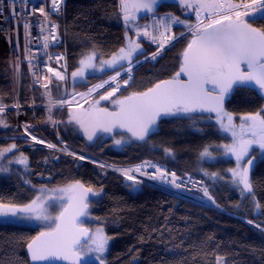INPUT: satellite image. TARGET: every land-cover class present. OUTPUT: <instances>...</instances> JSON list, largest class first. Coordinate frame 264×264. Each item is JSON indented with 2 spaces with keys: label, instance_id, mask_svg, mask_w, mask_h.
I'll use <instances>...</instances> for the list:
<instances>
[{
  "label": "trees",
  "instance_id": "16d2710c",
  "mask_svg": "<svg viewBox=\"0 0 264 264\" xmlns=\"http://www.w3.org/2000/svg\"><path fill=\"white\" fill-rule=\"evenodd\" d=\"M183 12L184 8L178 4L163 1L150 16L170 13L181 20ZM57 20L60 43L56 48L64 53L68 80L53 81L51 90L55 98L76 92L109 74L113 69L85 74L81 79L72 77L81 67V59L96 52L94 62L100 66L101 61L112 59L114 53L124 48L125 33H133L124 20L120 0H65ZM247 21L264 29V13ZM186 27V24H177L173 36L177 37ZM143 39L140 43L145 53L152 51L153 47L143 44ZM184 45L181 37L156 61L138 65L131 74L132 79L127 78L128 83L119 89L116 97L143 91L173 76ZM21 87L18 99L23 105L31 100L46 101L42 89H30L26 73ZM0 102L8 107L3 117L5 126L0 128V149L14 144L16 151L12 154L27 158L24 174L16 168L11 172L0 171L3 203L24 205L35 197L53 194L57 203L64 206L72 193L59 190L79 181L93 191L103 189L100 196L90 199L88 215L94 219L93 224L100 226L103 234L111 238L102 254L105 264H217V256L224 257L225 264H264V214H258L255 209V202H259L264 212V155L256 159L250 174L254 197L242 196L241 187L232 183L229 171L234 168V161L224 156V145L230 146L232 139L221 130L212 113H191L161 120L159 130L145 141L116 134L98 138L91 144L83 139L74 122L69 121L68 109L57 110L61 138L76 152L92 154L102 163L97 165L39 147L34 141L23 138L11 108L14 98L8 80L0 82ZM98 105L113 106L108 99ZM263 105L264 100L254 89L235 88L225 112L236 117L249 115L260 112ZM42 109L26 111L25 125L33 136L52 141V130ZM116 140L125 143L116 146ZM205 148L211 152V157L201 156ZM166 149L172 150L171 155L166 154ZM142 159L159 161L177 171L201 177L217 207L145 182L135 189L130 188L128 185L132 182L126 176L107 167L133 164ZM212 173H217V178L214 179ZM93 224L86 221L88 227ZM38 232V226L0 223V264L10 261L11 264H28L24 247ZM92 264L97 261L92 259Z\"/></svg>",
  "mask_w": 264,
  "mask_h": 264
},
{
  "label": "snow or ice",
  "instance_id": "6c2138e0",
  "mask_svg": "<svg viewBox=\"0 0 264 264\" xmlns=\"http://www.w3.org/2000/svg\"><path fill=\"white\" fill-rule=\"evenodd\" d=\"M65 0H51L52 7L50 11L57 14L61 10V5ZM159 0H142L141 3L132 5L136 8H143L147 11H153ZM182 6H191L187 3V0H178ZM252 5L259 4V9H254L253 13H240L236 12V19L233 20L231 15L223 16L221 19L212 20L209 24L203 28L197 27V35L194 40L189 42L186 50L183 53V64L181 65V71L176 73V77H179L181 73H186L188 80L186 82H180L178 79L160 81L150 88L147 92L133 93L132 96L125 97L124 100L119 101L120 111L115 113H107L110 118V124L104 127V131L110 132L112 127L126 128L131 133L132 138L136 141H145L149 134L159 130V121L166 118H180L183 115H188L198 110L203 111H216L218 114L222 111L223 102L229 94H231L237 87H254L264 92V29L254 28L250 23L241 19L242 16H248L249 19H255L261 13H264V0H251ZM121 11L124 13V20L127 23L129 21L128 10L130 7L129 0H120ZM223 5H217L216 0H199L200 8L209 7H222ZM239 7V5L228 4L229 10ZM247 7V6H246ZM197 18L199 19V11H197ZM184 24V21L179 20L177 17H170L168 23L171 24ZM52 34L44 37V47L49 45L47 41L51 39L56 41L58 37L55 32L58 29V25L53 23L51 25ZM43 31V29H42ZM139 35V33H138ZM147 30L144 32V36H148ZM163 35V33H161ZM183 36V33L180 34ZM175 36L166 37L164 43H160L156 52L151 54L150 59L156 60L161 54V50L164 49L165 44L170 41L176 40ZM153 43L157 42L156 36H152ZM144 50L139 43L129 42L127 49L120 48L118 54L114 53L112 59L100 62V70L115 69L119 66L123 69V63H128V68L124 69L126 73L133 71V60L139 55H143ZM97 56L96 52H92L86 59H81V67L77 71L72 73V77L84 76L85 68H95L92 63L93 59ZM57 62L62 59V56H58ZM149 59V57H145ZM136 64H140L139 59H135ZM241 64L246 65L248 72L241 71ZM49 71H53L49 69ZM121 75L120 71H116V75L110 77V80L115 81L117 77ZM55 77L58 80H64L65 77L61 72L56 71ZM132 76H128V80H131ZM128 80L124 83L127 84ZM108 81H104L107 84ZM104 84L97 85L96 87L102 88ZM211 84L213 91H218V95L212 96L205 85ZM45 89L48 85H43ZM219 86V87H217ZM119 85H117V88ZM93 91L90 89L89 92ZM116 89H113L115 92ZM113 92H109L106 96H102V100H107L113 95ZM65 101H57L56 104L62 106ZM3 108H0V112ZM51 111V107L49 108ZM106 112V110H104ZM264 111V109H262ZM190 118V117H189ZM231 121V116H228ZM51 119V118H50ZM72 119L77 120L78 123L82 121L78 117ZM250 121L248 130L251 131L253 137L259 135V139L244 140L240 139L239 144L236 146L224 145L226 149L225 154L232 153L236 156L237 164L248 154V149L252 144H259L261 149H264V117H261L260 113L249 114L245 117ZM2 123V121H0ZM227 128L228 126L222 125ZM259 129V132L256 129ZM245 131V126L241 125V137ZM95 133L88 135V139L91 140ZM233 137L237 136V133L233 131ZM32 140H36L33 136ZM39 143H44L39 141ZM116 146H120L125 143L123 140H116ZM16 145H12L9 148L0 150V156H3L5 152H10ZM49 148H55V145L49 144ZM167 155H171L172 150H165ZM211 152L208 148H205L201 153L202 157H211ZM80 159H84L83 156ZM19 163L27 165V158L21 155L18 160ZM249 164L252 161L248 162ZM143 168H152L154 171L149 174L142 172ZM121 171L132 183L128 186L135 189L143 181L138 180L134 175H129L130 172L141 173L142 176H147L148 179L157 181L160 183H167L169 186L175 189H181V184L177 183L176 174L168 173L162 167H158L152 164L150 161H145L141 165H137L130 169H116ZM232 172V183L235 185H242L240 194L242 196L251 195L254 197L253 184L249 179V170L244 168L241 171L235 169L229 170ZM208 175L207 173H205ZM171 175L172 179H168ZM211 176L217 178V173H212ZM55 191V190H54ZM59 191L72 193L69 198V207L75 209L74 215H69V208L63 209L59 217L55 218L59 221L56 224V228L49 232H42L39 236L33 238L32 242L27 244V249L30 253V259L33 262L47 261L50 259H64L67 260L70 256L74 259L75 264H80L79 254L74 250L80 245L79 236H89V231L86 228H78L76 226V220L80 216L87 215L88 204L84 203L83 199L77 195V192L90 194L92 196H100L103 192L101 188L99 191H93L91 188L84 189V186L77 181L75 185L66 189H60ZM204 196L209 200L212 198L209 196L207 188L204 189ZM3 198H0V218H16V219H41L45 221H53V217L44 215L46 211L43 204H38L39 197L32 200L29 204L22 206L15 204H6L2 202ZM214 203V201H212ZM255 209L258 214H264L261 212V205L259 202H255ZM35 214V216L33 215ZM249 224L251 220L247 221ZM258 228L259 225H256ZM92 241V247L88 248L89 252H95L97 264H105V260L102 258V254L106 252L107 245L110 237L103 234V229H97L95 236H89ZM11 264V261L9 262ZM217 264H225V258L217 256Z\"/></svg>",
  "mask_w": 264,
  "mask_h": 264
},
{
  "label": "rangeland",
  "instance_id": "374dc122",
  "mask_svg": "<svg viewBox=\"0 0 264 264\" xmlns=\"http://www.w3.org/2000/svg\"><path fill=\"white\" fill-rule=\"evenodd\" d=\"M233 1H235L237 3L238 2H251V0H233ZM198 7H199V2H196V3L194 2L191 4V6L189 8L184 9L185 11L182 14L183 16L181 18V21H184L185 22L184 24H186L187 27H186V29L181 31L176 36H180V34L183 33L182 37L184 39L185 45L188 43L190 38H192L195 34H197V31H196L197 30V28H196L197 20H196L195 10L198 9ZM259 7H260L259 4L250 5V6L248 5V7L246 9H244L243 11H241L240 13H246V12L247 13H253L254 9H259ZM13 17L14 16H13L12 11H11V14L9 13V11H5L4 15L0 14V25H1L0 26V71H1L0 72V82L3 80L10 81L11 91L13 92V98H14V103L11 105V108H13V110L15 111L17 129H19L21 131L23 138H25L26 140H32L33 134H31L28 131V129L26 128L27 126L25 125L24 114L26 115V111L32 110V112H34V109H37L36 106H34V105L37 103H40V102L31 100L26 105H23L21 103V100L18 99V97L20 95V91H22L20 89L22 88L21 86H22V81L24 79L25 73L29 76V79H30V86H31L30 89L34 90L35 86L33 84V79H32L33 77L31 76L30 69L28 68L27 60L25 59L26 46H25L24 41L22 39V36L20 34V29L16 26V23L13 21ZM170 17H174V16L170 13H163V14H155L154 16H150L149 18L143 19V20H141L137 23H133V24L131 23V21L127 22V27L129 28V30H132L133 33L132 34L127 33V32L125 33L126 42H125L124 48L127 49L129 46V42L131 41V42L139 43L141 48L144 50L143 55H139L138 57H135V59H139V61L141 62L140 64H136L135 59L133 60V65H132L133 70L138 65H141V64L147 62L145 59L143 60V58H145L146 55L152 54L158 49V45H159V42H158L159 38L158 37L159 36L156 32L158 24L155 20L158 19L159 22L161 23V26L163 27L162 30L165 33L166 37L173 36L174 27L177 24L175 22H172L171 24H169L164 19V18H167L169 20ZM231 17H232V19L236 18L235 14L231 15ZM248 18H249L248 16H242L241 17L242 20H247ZM166 23H167V29L165 28ZM7 28H11V34L6 33L5 29H7ZM145 30H147V32L149 34L148 36H144ZM138 33H139V35H138ZM152 36H156V38H157L156 43L152 42V40H151ZM6 37H8L10 39L9 45L5 41ZM142 38H144L142 41L143 44L145 43L146 46L150 45L151 47H153L152 51L145 53V49L140 43V40H142ZM185 45H184V47H185ZM8 58H11V61H9ZM94 60L95 59H93L92 63L95 65ZM122 63H123V69H121L119 66H117L114 70H112L105 77H103L101 79H97L96 81H93L90 85L87 86V87L92 86L90 89H93V91L89 92L90 89H88V91L86 93H88V94L94 93V94L91 96V103H90L91 105H88L87 107H85V110L89 106H94V107L100 106V105H98V103L103 101L101 99V97L106 96L109 92H113V89H116V91L113 92V95L108 98L110 103L114 106L116 104L117 100L120 99V98L116 97L117 92L119 91V89H121L125 85L124 81L127 80L128 76L133 74L132 73L133 71L130 74L126 73L124 71V69H127L129 65L127 62H122ZM102 71H104V70H100V66L95 65V68H85L84 69V76H85V74L89 75V74H92L95 72H97V74H100ZM116 71H120L121 75L119 77H117V79L115 81L109 82L108 78L115 76ZM81 78L82 77H80V79ZM19 80H20L21 86H20V89L18 90L17 85L19 83ZM67 80H68V78L65 76V79L61 80V81L65 82ZM104 81H108V83L104 84ZM100 84H104V86L102 88L96 87L97 85H100ZM117 85H119L118 88H117ZM87 87L80 88L78 91L85 90V89H87ZM16 90H18V91H16ZM42 93H43V95L46 96V92H44L42 90ZM74 98H75L74 101H76V100H79L80 97L76 95ZM41 104H44V102L42 103V101H41L40 105ZM23 106L26 109H24ZM0 108H3V111L0 112V121H2V123H0V128H2L5 126L3 117L8 110V107H6L4 104H2L0 102ZM42 108L41 109L45 111L44 113L46 115V120L49 124L50 130H52L51 132H52L53 140L51 141V140H47V139L46 140L45 139H39L36 137V140H32V141H34V143L37 146L44 147V148L49 149V150H55V151H58L61 153H65L67 155H71V156H73V158H77L78 160H81V161H85V162H89V163L97 164V165H102V163H100V161L96 160L92 154H81L79 152H76V150H74L73 147L69 143H67L65 140H63L61 138V136L59 134V130H58V122L60 119L57 118V112H58L57 110H59V109H56V110L52 109V111H49V108L46 106L42 107ZM262 109H264V105H263ZM262 109L259 113H260L261 117H264V111H262ZM68 114H69V116H68L69 121H73V122L76 121L75 119H72L74 116H72V113L70 110H68ZM254 114H256V113H254ZM229 115L231 116V121H229V118H228ZM247 116L248 115H240V116L236 117L234 115H231V114L225 112V108L219 114L214 115V119L217 122L218 126L221 128V130L224 131L225 133H227L231 137L232 142H231L230 146L238 145L241 138L244 140H253V139H259L260 138L259 135H257L256 137H253L251 131L248 130V125L250 124V121L245 119V117H247ZM242 124L245 126V131H244L243 136L241 137L240 133H241V125ZM222 125H225L228 127L225 128V127H222ZM233 131H235L237 133L236 137H233V135H232ZM256 131L259 132V129L257 128ZM39 141H43L44 143H39ZM49 144L55 145V148H49L48 147ZM12 145H14V144H8L5 148H9ZM5 148H2L0 150H3ZM15 151H16V149L13 148L10 152H5L3 156H0V171L1 172H3V171L11 172V169H13V168L18 169L23 174L26 172L27 165L21 164L18 162V160L21 158V155L20 154H12ZM225 152H226V149L224 150V156L230 157L233 159V161H234V168L233 169H235L237 171H241L243 169L244 163H246V161L251 156H255V159H258L259 157L264 155V149H261L259 144H252L248 149V154L244 156V158L240 161V163L238 165L237 161H236V156L232 153H228L226 155ZM253 154H255V155H253ZM81 156H83L84 159H80ZM148 160L149 159H142L139 162H136L133 164L107 165V167H109L110 170H113V171L119 173L120 175L125 176L121 171H117L116 169L133 168L134 166L140 165L142 162L148 161ZM230 174L232 176L231 171H230ZM141 179L145 183L156 185V186L161 187V188L163 187V189L165 188L163 185H161L157 181H152L148 178L146 179V178H142V177L138 180H141ZM204 188H207V190H208V187H206L205 184H204ZM165 190H168V191L176 193V194H181L183 196L185 195V193L177 191L175 188H166ZM209 196L212 197V199H213V196L210 195V193H209ZM36 198L37 197H35L34 199H36ZM39 198H40V200H38V204H43L44 208L46 209V211H44L43 214L53 217V220L56 221L55 218H57L58 214L60 213V210H62V208L65 205L63 207H62V205H59L57 203L55 195H53V194H48V195L46 194V196L39 197ZM212 199L209 200L207 204H212ZM213 201H214V199H213ZM27 204H29V203H27ZM20 206H22V205H20ZM208 206L217 207L215 202L213 205H208ZM33 215L35 216V214H33ZM88 217H89V215H88ZM88 217H87L86 221H91L93 224L94 219L90 218V217L88 218ZM0 223H16V224L29 225L32 227L38 226V229L40 231L49 230L55 224V222H53V221H45V220L35 219V218L23 219V220L16 219V218H0ZM84 226H86V225H84ZM97 229H102V228L96 224H93L90 226L91 236H95L97 234ZM92 246H93L92 241L89 239V241L84 246V252L87 254V257H89L91 260L94 259L96 261L97 253L88 251V248L92 247Z\"/></svg>",
  "mask_w": 264,
  "mask_h": 264
},
{
  "label": "built area",
  "instance_id": "2783aa9c",
  "mask_svg": "<svg viewBox=\"0 0 264 264\" xmlns=\"http://www.w3.org/2000/svg\"><path fill=\"white\" fill-rule=\"evenodd\" d=\"M64 4V3H63ZM61 5V9L63 7ZM52 7L51 0H0V14L4 15L5 11L13 12V21L16 23V26L20 29V34L26 46L25 59L27 60L28 68L30 69L31 76L33 77V84L35 87L42 89L46 92V101L44 104L37 103L34 106L36 108L42 107H51V111L56 109L66 108L71 111L72 116L80 117L85 107L91 105V96L94 94L86 93L88 89L92 86L87 87L85 90L76 91L72 94L61 96L59 98H55L52 96V83L55 80H58L55 77V72L59 71L65 77L66 76V60L64 53L60 51L56 46H58L59 42V24L57 17L59 13L54 14L50 11ZM5 21V20H4ZM158 28L161 27V23L159 20H156ZM55 23L58 25V29L55 32V35L58 37L56 41H52L49 39L47 41L48 47H44V37L50 36L52 34L51 25ZM2 24V23H1ZM1 26V25H0ZM43 29V31H42ZM7 34H11V28L5 29ZM157 32L158 34V42L160 44V39L162 42L165 41L166 35L164 32ZM163 33V35H161ZM159 46V45H158ZM157 51V50H156ZM151 55V54H149ZM62 56V59L57 62V57ZM147 56V55H146ZM145 58H143L144 60ZM52 69L53 71H49ZM109 82H112L110 78H108ZM61 81V80H59ZM47 84L48 88L45 89L43 85ZM79 96V100L74 101V97ZM57 101H65L62 106L57 105ZM40 106V107H39ZM152 164L157 165L158 167H162L169 174H176V182L181 184V189H176L182 193H185V196L192 198L193 200L205 204V205H213L207 204L209 198L204 196V181L201 177L192 174L187 171H177L176 169L168 166L165 163L151 160ZM145 162V161H144ZM143 164V162L141 163ZM140 164V165H141ZM135 167V166H134ZM133 167V168H134ZM125 169V168H120ZM142 172H153L152 168H143ZM148 178L145 176H140V178ZM168 179H172L171 175L168 176ZM153 181V180H152ZM160 183V182H159ZM166 188H173L169 186L167 183H160ZM163 188V187H162ZM209 192V191H208ZM212 198V197H211ZM213 201V199H212Z\"/></svg>",
  "mask_w": 264,
  "mask_h": 264
},
{
  "label": "water",
  "instance_id": "95a60500",
  "mask_svg": "<svg viewBox=\"0 0 264 264\" xmlns=\"http://www.w3.org/2000/svg\"><path fill=\"white\" fill-rule=\"evenodd\" d=\"M163 1L164 2L176 3L180 7H183L184 9H186L188 7V6H182L181 3L178 2V0H159L158 4L162 3ZM141 2H142V0H129L130 7H129V10H128V15H129V19L132 18V21H134V22H138L142 18L148 17V16L153 14V11H147V10H145L143 8H139L138 9V8L132 6V5H135V4H139ZM193 2H194V0H187L188 4H191ZM197 2H199V0ZM123 17H124V13H123ZM235 19L236 18H234L233 20H235ZM244 21L247 22V23H250L247 20H244ZM252 27L257 28L254 25H252ZM196 35L197 34H195L192 38H190L188 43L183 48L182 56H181V58L179 60L180 62H179V66H178V69H177L176 73L181 71V65L183 64V53L186 50L189 42H191L192 40H194L196 38ZM241 71L246 73L249 70L247 69L246 65L241 64ZM176 73L173 76H171L169 78H165V79L160 80V81L172 80L173 78L178 79L180 82H186L188 80V76H187L186 73H181V75L179 77H176ZM160 81H158L157 83H154L149 88H147V89H145L143 91L137 92V93L147 92L148 89L154 88V86L156 84H158ZM217 87H219V86H217ZM205 88H206V90H208L210 92V94L212 96H216V95L219 94L218 91H213V86L211 84H206ZM237 88H241V89L242 88H251V89H254L257 92V94L260 95L262 97V99L264 100V92H262L258 88H254V87H237ZM132 94H127L126 96L121 97L119 100H117L116 104L113 107H111V108L103 107V106H95V107L94 106H89L79 118V120L82 121L83 126H81V123H78L77 120L74 121V124L81 130L83 139H85L86 142L92 144V143H95L96 140H98V138H102V137L107 138V137H110V136H113V135H116V134H126L127 136L128 135L131 136V133L128 132L126 128L112 127V130L110 132H106L103 129H104L105 126L109 125L110 122H111L110 118L107 115V113L119 112L120 111V104L118 102L124 100L125 97L132 96ZM232 94H233V92L231 94H229L228 96H226V98H225V100L223 102L222 111L225 108L226 103L232 98ZM104 110H106V112ZM203 112L210 113V114L212 113V115L218 114L216 111H203V110H198L197 112H194V113H203ZM93 132L95 134L93 135V138L91 140H89L88 139V135L93 133ZM255 160H256L255 157L251 156L246 161V163H244V165H243V169L247 168L249 170V179H250L251 170L253 168ZM249 161H252V163L249 164L248 163ZM136 178L140 179L139 177H136ZM240 187L242 188V185H240ZM88 188L89 187L84 186V189H88ZM75 195L81 197L83 199L84 203L88 204V208L86 210L87 211V215L78 217L77 220H76V226L78 228H86V229H88L89 236H91V230L88 227L82 225V223L87 219V216L89 214L88 213V211H89V201L92 198V195L83 193L82 191L77 192ZM65 208H69V213H68L69 215H74L75 214V209L69 207V200L65 204V206L62 208L61 211H63V209H65ZM61 211H60V213H61ZM60 213L58 214L57 217H59ZM57 223H59L58 220L55 221V224H54V226L51 229L38 232L35 236H33L25 244L24 253H25V256H26V258L28 260V264H75V261H74V259L71 256L67 260H64V259H50V260H47V261L33 262L30 259V253H29V251L27 249V244L31 243L33 238L39 236L40 233L49 232V231L55 229ZM89 236H79L77 234V238L80 240V245L77 246L74 250L79 254L80 264H92L91 259L89 257H87L86 254L81 252V250L84 247V245L89 241Z\"/></svg>",
  "mask_w": 264,
  "mask_h": 264
},
{
  "label": "bare ground",
  "instance_id": "6f19581e",
  "mask_svg": "<svg viewBox=\"0 0 264 264\" xmlns=\"http://www.w3.org/2000/svg\"><path fill=\"white\" fill-rule=\"evenodd\" d=\"M216 4L218 6L219 5H223V6L222 7H209V8H200V7H198V9L195 10L196 20H197L196 28L198 26L200 28H203L205 25L209 24L212 20L221 19L223 16H226V15H234L236 12H241L244 9H246L248 7V5L249 6L252 5L251 2H238L237 3V2H235L233 0H216ZM228 4L239 5V7H235L233 9L229 10ZM187 8H189V6ZM197 11H199V19L197 18ZM164 19H165L166 22H168L167 18H164ZM165 28L167 29V23H166ZM161 29H163L162 26L160 28H158V30H156V32H160ZM161 32H163V30ZM180 38H181V36H177L176 40H173V41H170L169 43H166L164 49H162L161 52L166 50L167 48H169L172 44L175 43V41H177ZM5 41L7 42L8 45L10 44V39L8 37H6ZM160 43H164V42H162V39H160ZM145 57H149V59H147V60L145 59L146 61H154V60L150 59L151 55H147ZM8 60L11 61V58H8ZM20 86H21V84H20V80H19V83L17 85V89L18 90L20 89ZM18 90H16V91H18ZM125 169H130V168H125ZM153 171H154V169H153ZM151 173H149V174H151ZM129 175H134L135 177L142 176L141 173H135V172H130ZM55 197H56V195H55Z\"/></svg>",
  "mask_w": 264,
  "mask_h": 264
},
{
  "label": "flooded vegetation",
  "instance_id": "af4514ba",
  "mask_svg": "<svg viewBox=\"0 0 264 264\" xmlns=\"http://www.w3.org/2000/svg\"><path fill=\"white\" fill-rule=\"evenodd\" d=\"M198 0H194V2L196 3ZM193 2V3H194ZM129 21H131V22H134V21H132V18H130L129 19ZM256 161V160H255ZM89 206H90V203H89ZM63 207V206H62ZM61 211V210H60ZM88 213H89V211H88ZM88 217V216H87ZM83 225H86V220L82 223ZM88 227V226H87ZM89 229H90V227H88ZM85 246V245H84ZM81 252L82 253H84V254H86L85 252H84V247L82 248V250H81ZM87 255V254H86ZM92 261V260H91Z\"/></svg>",
  "mask_w": 264,
  "mask_h": 264
}]
</instances>
